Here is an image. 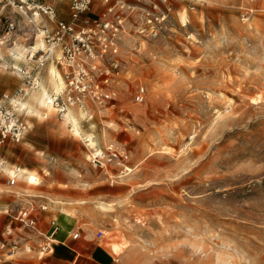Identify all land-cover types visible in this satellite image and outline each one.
Returning a JSON list of instances; mask_svg holds the SVG:
<instances>
[{
  "label": "rangeland",
  "instance_id": "1",
  "mask_svg": "<svg viewBox=\"0 0 264 264\" xmlns=\"http://www.w3.org/2000/svg\"><path fill=\"white\" fill-rule=\"evenodd\" d=\"M46 1L67 20L68 0ZM173 6L157 39L131 37L122 46V90L113 107L92 112L91 120L76 109L68 121L52 108L17 112L27 131L29 115L59 119L67 138L52 145L58 158L47 160L64 178L58 187L77 197L42 193L24 180L4 185L9 176L1 181L0 202L9 197L11 216L32 205L39 234L13 223L14 233L31 240L13 256L0 253V264L48 262L54 252L39 251L49 234L44 212L66 213L72 234L107 249L113 257L101 264H264V0H173ZM30 19L35 28L22 14L0 9V43L8 41L0 46V100L9 96L8 109L30 101L39 108L32 99L39 91L21 71L35 65L38 54L29 56L42 44L35 33L51 23ZM8 20L18 29L6 37ZM51 67L40 72L48 95ZM138 85L146 89L142 104L132 101ZM85 139L100 148L113 143L126 158L94 168ZM17 147L3 149L9 168L25 167L21 157L10 167ZM49 167L29 169L37 184H46Z\"/></svg>",
  "mask_w": 264,
  "mask_h": 264
},
{
  "label": "built area",
  "instance_id": "2",
  "mask_svg": "<svg viewBox=\"0 0 264 264\" xmlns=\"http://www.w3.org/2000/svg\"><path fill=\"white\" fill-rule=\"evenodd\" d=\"M95 2L100 11L93 9ZM6 7L33 19L44 17L51 23L41 26L43 48L29 56L30 60L38 54L35 65L21 71L25 84L32 90H40L41 69L46 64L52 65L60 76L62 86L57 93L49 94L48 104L58 118L76 109L83 112L87 120L93 118L92 112L113 107L120 96L122 46L131 37L157 39L170 23L174 11L173 0H68L65 11L68 18L64 20L58 18L52 2L46 0H0V9ZM5 26L7 34L18 29L14 20L6 21ZM145 98L146 89L142 85L136 86L132 101L142 104ZM10 102L6 94L0 100V167L6 164L3 149L8 144L21 142L27 133L25 121L17 115L23 110L16 104L6 108V103L10 105ZM85 143L88 147V139ZM125 158V150L113 143L103 148L89 147V163L94 168L115 163L121 165ZM17 182V178L9 177L7 185L14 186ZM31 206L20 207L13 216L6 209L7 220L0 233V253L6 251L10 257L30 243L31 239H21L13 232V223H18L31 234H39V219ZM40 210L45 211L46 207H40ZM56 231L53 222L46 242L39 247L40 252H53L52 239ZM96 235L102 237L101 232ZM79 237V232L71 235L72 240Z\"/></svg>",
  "mask_w": 264,
  "mask_h": 264
},
{
  "label": "crops",
  "instance_id": "3",
  "mask_svg": "<svg viewBox=\"0 0 264 264\" xmlns=\"http://www.w3.org/2000/svg\"><path fill=\"white\" fill-rule=\"evenodd\" d=\"M93 9H98L99 11L101 10L97 2L94 3ZM52 93H54V91H52ZM46 94L47 97L48 92ZM33 104L34 103L30 101V104H27L26 108H28V106H30L31 108H35L36 110L42 108L40 106L39 108L35 105L32 106ZM69 113L70 111L66 115H68ZM33 116L34 115H29V117H31L29 123L32 127L28 128L27 135L23 139L24 141L22 140L17 144H8L6 146V148H9V146L11 145H17V148L19 149V157L15 160L14 164L10 162V167L17 165L20 157L22 158L21 164H24L25 167L9 168L5 164L4 168L0 169V182L5 181L6 177L9 176L15 177L18 180H24L28 184H33L31 181H28L27 178L18 175L19 171H26L27 173L37 175V173L29 169L32 167L34 169H37L40 173V171H44L46 166L49 164V169L51 168V171L48 174V177H44L46 184L39 185L35 183L34 186L37 187L38 190L42 193H52L58 196L77 197L76 192L58 187V183L64 181V178L54 171V169L56 168L55 164L49 163V161L47 160L49 158L52 160L58 158V151L54 152L52 145L58 144L62 141H66L67 133H65V129L60 125L58 121L59 119L57 120V118L55 117H51L50 120L47 121L46 117H43V120H40ZM43 161H46L47 164ZM7 180L3 183L4 185H7ZM63 186L66 187V185ZM8 203L9 197H4L3 201L0 202V208L5 207L7 209ZM6 209L3 211V213H6ZM40 217H42L43 220L50 219L49 223H47V225L44 227L46 233L51 230L53 222L57 227V231L55 232V235L52 239L54 252H52L53 255L49 256V260L47 263L36 264H101L111 261L113 257L112 254L107 249L101 247L87 237H83L82 239L79 238L80 240L71 239L72 233L70 231H72V222L69 219V215H67L66 213L44 212L40 213ZM111 252L114 254L112 248ZM15 254L16 253H14L13 255Z\"/></svg>",
  "mask_w": 264,
  "mask_h": 264
},
{
  "label": "bare ground",
  "instance_id": "4",
  "mask_svg": "<svg viewBox=\"0 0 264 264\" xmlns=\"http://www.w3.org/2000/svg\"><path fill=\"white\" fill-rule=\"evenodd\" d=\"M25 18H26V21H27V24H29V25H33V28H35L36 27V25H34L33 24V21L30 19V17H26L25 16ZM33 33H35V32H33ZM42 35V31H37L36 33H35V36H37V35ZM6 37L7 36H9V34H6L5 35ZM26 41V40H25ZM27 42V41H26ZM7 43H8V41L6 40V41H3L2 43H0V46H8L7 45ZM37 47L39 48V50H40V48H43V45L41 44V43H39L38 45H37ZM21 50H22V52L23 51H25L26 50V48H24V46L21 48ZM34 50V49H33ZM49 77H50V79H49V84H52L51 86H52V88H53V91L55 92V93H57V91L61 88V86H62V82H60L61 81V79H60V76L57 74V72H56V70H55V68L54 67H51L50 69H49ZM52 82V83H51ZM39 92L38 93H34V95H32V99H33V101L38 105V106H40V107H42V108H44V109H46L47 111H50L51 110V106L48 104V99H49V95L46 97V93H47V91L45 90V89H40V90H38ZM55 93H53V94H55ZM20 106H21V108H19V109H22V110H24V111H26V112H29L30 111V106H28V108H26V105L27 104H25V103H23V102H20V104H19ZM28 109H29V111H28ZM65 116V115H64ZM67 119V121L70 119V115L68 114V115H66L65 116ZM66 121V122H67ZM72 122V121H71ZM72 126H73V132L76 134V135H78V131H77V129L75 128V123L74 122H72ZM88 141H89V144H88V146L89 147H95V143L93 142V141H91V140H89L88 139ZM4 166H5V164L2 166V167H0V169H3L4 168ZM15 174V173H14ZM18 175H21V176H23V177H25V178H27V180L28 181H31L33 184H35V183H37V179H36V175H34V174H31V173H27L26 171H19V174ZM12 178H14V177H12Z\"/></svg>",
  "mask_w": 264,
  "mask_h": 264
}]
</instances>
